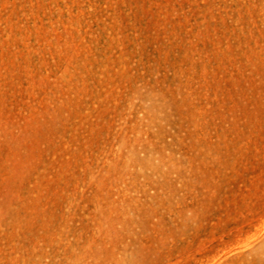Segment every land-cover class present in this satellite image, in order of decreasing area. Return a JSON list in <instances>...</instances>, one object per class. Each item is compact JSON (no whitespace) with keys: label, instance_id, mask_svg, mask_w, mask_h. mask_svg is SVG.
<instances>
[{"label":"rangeland","instance_id":"rangeland-1","mask_svg":"<svg viewBox=\"0 0 264 264\" xmlns=\"http://www.w3.org/2000/svg\"><path fill=\"white\" fill-rule=\"evenodd\" d=\"M0 264H264V0H0Z\"/></svg>","mask_w":264,"mask_h":264}]
</instances>
